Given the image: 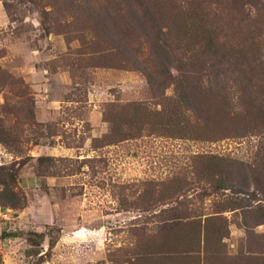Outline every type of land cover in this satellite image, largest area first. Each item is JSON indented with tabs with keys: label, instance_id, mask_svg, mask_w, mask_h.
Listing matches in <instances>:
<instances>
[{
	"label": "rangeland",
	"instance_id": "obj_1",
	"mask_svg": "<svg viewBox=\"0 0 264 264\" xmlns=\"http://www.w3.org/2000/svg\"><path fill=\"white\" fill-rule=\"evenodd\" d=\"M202 29L237 133L180 101ZM0 264H264V0H0Z\"/></svg>",
	"mask_w": 264,
	"mask_h": 264
},
{
	"label": "trees",
	"instance_id": "obj_2",
	"mask_svg": "<svg viewBox=\"0 0 264 264\" xmlns=\"http://www.w3.org/2000/svg\"><path fill=\"white\" fill-rule=\"evenodd\" d=\"M201 32H202V36H204V38L206 39V42H204L200 46L198 52H195L194 60L190 62L191 67H192V70H191L192 74H190L187 77V79L185 80L186 82L181 81V83L179 84L180 101L187 103L191 94L198 93V94H202L203 98L206 94L210 95V97L213 99V102L217 103L216 104L217 110H214L211 113H210V110L208 109H201L200 112H196L198 119H202L200 121L201 125L199 124V126H196V129H195V136L197 138H204V136H207V133L210 134V131L208 128H209L211 121L215 122L216 124L215 128H220L219 129L220 131L221 130L226 131L229 128L230 131H233V132L235 131L234 133H237L240 130H244L246 128V125L248 124L247 121L250 116L249 110H247V112L245 113L244 112L243 113L233 112L232 114L231 113L232 111L229 110L230 108L225 107L226 105H229L225 84H226V80L231 78L230 77L231 67L230 68L227 67L229 65H227L226 67L221 66L222 64H224V61H225L224 60L226 56L225 48L215 43L212 37L213 33L209 31V29H202ZM159 48L160 49H157L158 52L156 51L154 53V58L157 59L161 65H163V68L159 70L160 73L165 74L169 72V68L165 66L163 57L168 59L171 55H169L170 53L165 51L163 48L161 49L160 46ZM215 67L217 68L215 69ZM213 68L215 70H213ZM200 98H201V95H200ZM200 100H202V98ZM253 111H254V108L251 111V113ZM202 112H205L209 117L207 116L208 117L207 118L204 115H202ZM210 114H211V117H210ZM210 118H211V121H210ZM183 127L185 128L186 125ZM213 133L215 134V132ZM40 158H43V157H40ZM238 207L241 208L242 206L239 205ZM192 216L194 215L176 214L174 218L181 220L182 218L185 219V218L190 217L192 218L190 222L192 223L197 222L195 221L197 220L195 219L197 217H192ZM206 218L208 219L209 217H206ZM30 235H33L36 237H42L43 233L31 232ZM28 240L32 241V239L30 238H28Z\"/></svg>",
	"mask_w": 264,
	"mask_h": 264
}]
</instances>
